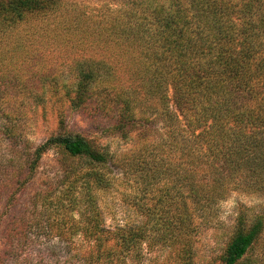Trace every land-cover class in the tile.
<instances>
[{"label": "trees", "instance_id": "trees-1", "mask_svg": "<svg viewBox=\"0 0 264 264\" xmlns=\"http://www.w3.org/2000/svg\"><path fill=\"white\" fill-rule=\"evenodd\" d=\"M120 5L108 7L107 15L96 16L92 26L87 22L92 18L84 13L75 15V10H70L60 14L69 18L58 22L56 31H62V24L69 29L75 22L82 39L89 38V45L99 50L97 56L73 62L75 77L68 90L72 106L95 102L99 109L113 112L115 127L124 139L135 131L142 136L153 133L140 122L138 113L160 119L164 131L160 136L166 139L145 144L130 156L124 169L139 168L145 178L150 170L154 185L165 179L159 173L165 174L168 169L171 177L180 168L179 164L168 166L165 154L186 157L183 181L194 213H202L204 207L225 198L231 181L238 182L234 187L239 184L263 192L264 0H122ZM60 9V0H0V28L29 20L41 23ZM49 77L42 76L44 80ZM3 92L9 94L0 90L1 95ZM31 94L36 104L44 101L43 94L36 90ZM7 105L9 101L0 97V114L6 112ZM1 128L6 135H14ZM24 141L19 137L25 150ZM52 148L67 158L83 160L89 169L108 168L112 162L86 138L63 131L29 149L28 175L35 172L42 156ZM198 170H204L205 175L196 180ZM93 177L95 184H84L82 188L87 204L93 202V188H104L106 183L102 174H90V179ZM142 183L144 189L151 185L147 180ZM163 186L164 199L157 203L170 201L164 211L175 212V205L180 208L169 214L166 222L189 226L192 212L186 202L179 200L180 191L166 182ZM165 220L158 221L171 228ZM88 224V264L111 261L113 252L107 246L110 240L115 241L119 254L128 253L143 240L144 231L123 232L124 228L116 229L112 236H99L103 228L98 215L91 216ZM263 232L264 215L250 217L242 212L235 219L222 264H251L247 254Z\"/></svg>", "mask_w": 264, "mask_h": 264}, {"label": "rangeland", "instance_id": "rangeland-1", "mask_svg": "<svg viewBox=\"0 0 264 264\" xmlns=\"http://www.w3.org/2000/svg\"><path fill=\"white\" fill-rule=\"evenodd\" d=\"M60 1L63 9L41 23L29 20L0 28V90L9 93L0 94L9 101L6 112L0 114V264L90 263L86 256L91 250L87 241L91 233L86 228L95 215L103 228L99 236H112L118 228H124L123 232L144 231L143 240L136 242L128 253L119 254L115 241H108L113 257L98 264H222L235 219L242 212L250 217L264 215V191L244 189L239 184L234 187L238 182L231 181L225 198L204 207L202 213H194L183 181L188 166L186 157L165 154L168 166L179 164L180 168L171 177L168 169L165 174L159 173L165 179L154 185L150 170L143 171L148 170L147 179L139 168L125 170V162L132 159L134 152L145 144L154 145L161 137L166 139L165 135L160 136L163 123L155 115L138 113L140 122L153 133L142 136L135 131L124 139L115 127L113 112L99 109L95 102L73 107L72 95L68 94L75 77L71 70L73 62L97 56L99 50L89 45V38L82 39L75 22L69 29L62 24V31L55 30L58 22L69 18L60 17L65 11L86 14L92 18L87 21L92 26L96 16L107 15V8L120 7L122 0ZM43 75L50 77L44 80ZM34 90L43 94V102H34ZM2 126L7 128V134L13 131L14 135H6ZM63 131L78 134L104 151L111 158L110 167L89 169L83 160L67 158L52 148L42 156L35 172L28 175L29 149ZM19 137L27 143L25 150ZM197 172L196 180L205 175L204 170ZM94 173L102 174L106 183L104 188H93V202L87 204L82 188L84 184H93L90 174ZM143 180L151 185L144 189ZM164 182L168 186L174 184L180 191L179 200L191 210L189 226L166 222V217L180 208L175 205V212L164 211L170 201L157 203L163 197ZM158 220H165L172 227L167 228ZM66 237L71 240H62ZM247 259L251 264H264V232Z\"/></svg>", "mask_w": 264, "mask_h": 264}]
</instances>
